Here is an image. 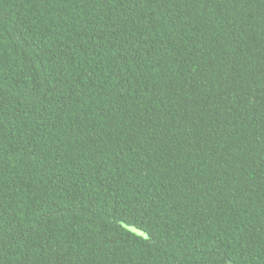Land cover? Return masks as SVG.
<instances>
[{"label":"trees","instance_id":"16d2710c","mask_svg":"<svg viewBox=\"0 0 264 264\" xmlns=\"http://www.w3.org/2000/svg\"><path fill=\"white\" fill-rule=\"evenodd\" d=\"M264 264V0H0V264Z\"/></svg>","mask_w":264,"mask_h":264},{"label":"water","instance_id":"95a60500","mask_svg":"<svg viewBox=\"0 0 264 264\" xmlns=\"http://www.w3.org/2000/svg\"><path fill=\"white\" fill-rule=\"evenodd\" d=\"M227 264H235L234 261H232L231 259L228 260Z\"/></svg>","mask_w":264,"mask_h":264}]
</instances>
